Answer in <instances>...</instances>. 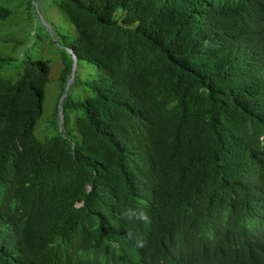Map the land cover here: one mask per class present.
I'll use <instances>...</instances> for the list:
<instances>
[{
  "label": "trees",
  "instance_id": "16d2710c",
  "mask_svg": "<svg viewBox=\"0 0 264 264\" xmlns=\"http://www.w3.org/2000/svg\"><path fill=\"white\" fill-rule=\"evenodd\" d=\"M59 6L56 133L48 62L0 61V264H264V0Z\"/></svg>",
  "mask_w": 264,
  "mask_h": 264
},
{
  "label": "rangeland",
  "instance_id": "374dc122",
  "mask_svg": "<svg viewBox=\"0 0 264 264\" xmlns=\"http://www.w3.org/2000/svg\"><path fill=\"white\" fill-rule=\"evenodd\" d=\"M0 8L12 12L6 20L0 19V61L10 58L11 68L24 57L45 60L49 64L42 115L34 132L42 140L56 133L54 127L59 118L56 111H59L64 94L63 68L76 34L66 15L60 11L59 0H0ZM71 60L70 74L73 72V76L71 80L70 75L65 87L68 83L71 86L74 80L76 83L83 80L90 69L82 60L77 67L73 56ZM7 70L8 67L4 68L3 73ZM70 93H74V88Z\"/></svg>",
  "mask_w": 264,
  "mask_h": 264
},
{
  "label": "clouds",
  "instance_id": "9594fccd",
  "mask_svg": "<svg viewBox=\"0 0 264 264\" xmlns=\"http://www.w3.org/2000/svg\"><path fill=\"white\" fill-rule=\"evenodd\" d=\"M121 219L125 220L126 222H133V221H142L145 223L150 222V218L146 211H144L142 208H124L122 209L121 213ZM129 236H132V233H129Z\"/></svg>",
  "mask_w": 264,
  "mask_h": 264
},
{
  "label": "water",
  "instance_id": "95a60500",
  "mask_svg": "<svg viewBox=\"0 0 264 264\" xmlns=\"http://www.w3.org/2000/svg\"><path fill=\"white\" fill-rule=\"evenodd\" d=\"M72 76H73V72L71 73V78H70L71 80H72ZM69 86H70V84L68 83L67 87H65V92H67ZM65 96H66V93L63 94L62 99H61L60 104H59L58 114H59V118H60L61 121L63 120V114H62V110H61V103H62V100L65 98Z\"/></svg>",
  "mask_w": 264,
  "mask_h": 264
}]
</instances>
